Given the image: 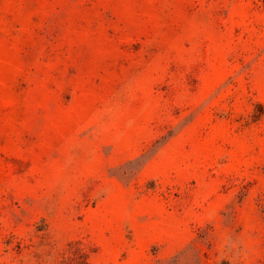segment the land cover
<instances>
[{"label":"rangeland","instance_id":"374dc122","mask_svg":"<svg viewBox=\"0 0 264 264\" xmlns=\"http://www.w3.org/2000/svg\"><path fill=\"white\" fill-rule=\"evenodd\" d=\"M0 264H264V0H0Z\"/></svg>","mask_w":264,"mask_h":264}]
</instances>
